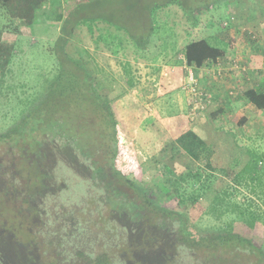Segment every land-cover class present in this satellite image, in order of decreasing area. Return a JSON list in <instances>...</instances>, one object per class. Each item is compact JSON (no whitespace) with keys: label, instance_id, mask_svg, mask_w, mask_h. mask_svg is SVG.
<instances>
[{"label":"rangeland","instance_id":"rangeland-1","mask_svg":"<svg viewBox=\"0 0 264 264\" xmlns=\"http://www.w3.org/2000/svg\"><path fill=\"white\" fill-rule=\"evenodd\" d=\"M56 1L53 3L50 0H10L9 12L0 6V30L2 31L0 36V136L5 135L0 137V176L2 177V180L0 177V192L6 190L7 186L5 198L8 199L7 204L3 200L0 203L4 202V207H8L7 205L15 202L14 194L18 190L17 188L23 187L25 182L29 181L25 170L37 174L38 162H34V158H39L38 150L51 139L52 135L47 131L59 127L68 137H73L75 140L74 136H77L80 139L79 141L75 140V143L73 142L78 148L77 153L86 155L88 165L91 164V168L96 166L92 171L96 185V191L92 192L93 195L95 194L93 201L96 202L100 196L104 200L107 198L108 201L104 202L105 204L98 203V207H100L98 213L102 218L100 220L101 225L102 220L103 226L109 223L108 219L116 212L112 209H128L130 213L132 212L133 207L130 210L128 203H123L126 208L119 205L116 207L114 203H111L110 198L117 201L131 199L133 202L148 204L145 213H151L149 217L152 225H156L160 217L163 216L158 209L159 207H162L163 210L166 208L180 210V212L187 214L188 223L196 231L209 232L210 227L234 231L252 240L256 246L264 250V221L249 226L246 221L237 219L234 213L217 215L208 213L207 208L210 200L207 193L195 204H189L187 208L177 206L174 197L175 189L176 185L183 182L175 177L195 170L199 164L179 153L173 148V143L169 142L184 129L191 126H195L196 130L206 134L207 140L214 146L213 164L216 167L226 169L225 174L216 172V177L211 178V189H213L211 192L223 185L235 193L232 187L235 183L231 179L233 174L239 171L247 161L246 151H255L259 154L258 156L264 155V115L259 121L261 124L257 126H254L255 122L251 120L252 123H247L248 117L240 114L235 116V114L225 112L220 115L216 111L213 116L212 110L217 105L214 107L211 104L214 97L217 96V91H220L223 98L225 94L227 98L235 96L234 88L227 89L225 87H217V90H210L209 88L208 90V87L201 86L203 94L209 95L208 98L211 101L207 105L205 101L201 102L203 106L190 109L191 105L193 106L195 103L194 96L189 90L190 83L186 80L184 86L170 88L171 90L168 89L166 92L164 91V82L163 84L161 81L158 83L160 77L158 79L157 76L163 64H171L168 57L166 62L164 55L169 51H174L172 52V58L176 61L174 64L181 63L184 45L190 40L210 38L220 31L230 30L227 28L233 27L231 25L239 27L240 30L243 27V32L248 31L249 29L243 23L242 15L245 12L243 7L247 11L244 17L250 15L249 17L254 21L256 19L255 13L260 7L264 8V0H207L208 2L201 0L197 7H186L185 12L183 11L184 7L178 3L164 4L165 6L162 5L153 11L152 20L155 24V30L150 36L151 44L147 51L143 52L135 49L131 39L123 30H117L112 25L103 21H96L93 34H90L87 27L80 24L67 48L69 52L75 51L77 55L80 56L81 54L85 58L96 85L109 100L111 110L116 118V133L112 135L111 139V130L108 133L106 123L101 116V110L92 107V102L88 99L80 98L76 101L78 107L74 113L75 118L70 117L68 121L69 116H67L66 121L68 123L65 125L54 123L50 118L51 115H54V107H56L52 98L46 102L47 106H52L49 118V112L42 109V106H45L43 98L47 92V87L58 69V60L53 51L54 41L60 28V23L53 21L56 6L60 2L62 10L66 14L74 4L89 0ZM135 1L131 0L130 3L134 4ZM234 2L239 3L237 7H242L241 13L239 9L235 10L236 16H233L234 12L228 13L229 8L234 7ZM38 4H40L39 7H31ZM99 4L102 7L103 2L100 1ZM124 4L125 0H114L110 3V7H124ZM136 7L139 6L136 4ZM185 13L190 17L187 18ZM11 14L21 17L22 20L19 23L18 21L12 22L9 18ZM249 33L247 37L249 36L250 44L255 43L258 38L257 35L252 31ZM102 35L104 39L99 38ZM112 35L116 38H111ZM231 39L232 37L229 38V42ZM106 40L111 41L112 48L116 46L113 45V42L121 41L117 53L114 54L109 50L106 46L109 41L105 42ZM233 59L235 60L234 56L232 60L228 59L226 64L233 63ZM239 62L238 60L234 61L237 64ZM159 63L162 65L160 66ZM146 71H150L151 74L148 83L150 87L146 86V81H148L145 78L148 73ZM211 72H209L210 77L208 76L209 81H212L211 77L219 81L220 79L214 76L218 77L221 72L219 74L213 70ZM188 73L189 71L185 79ZM258 75L259 73L248 72L243 78L252 80L258 78ZM153 77L158 80L156 86L154 85L155 81L152 82L151 80ZM126 78L133 80L140 100L144 99L146 95L148 98L150 97L147 103L144 101L141 104L142 106L145 103L147 105L144 109L142 108L141 115L136 117L128 114L129 109L125 105V96L127 91L131 89H123ZM197 82L199 83L198 79ZM230 90L233 92H229ZM154 99L156 102L153 105L149 100L153 101ZM60 103L64 105L65 101ZM245 109L248 110V108ZM153 111H155L154 114H152ZM137 113L139 112L137 111ZM62 114L64 113L59 111V117ZM258 115L254 113L253 118L257 119ZM159 118L164 121L162 128L158 123ZM63 119L65 117H61L60 121ZM108 121L106 119L109 129H111ZM64 137L65 135L61 141L64 140ZM28 156H31V163L29 167L24 169L29 161ZM79 157L80 159L83 158V156ZM111 161H114V167L123 176L134 178L133 184L136 183L135 185L140 187L142 179L147 183L143 196L135 190V187L123 184L119 177L111 175L110 167L113 164ZM163 164L169 168L166 174L159 170H153V167L160 169ZM259 167L261 175H264L262 174L264 173L263 157ZM12 170H17V174L13 178L15 187L5 185L7 176L9 177V172ZM39 176H43V174H38ZM4 181L5 183H3ZM261 184L264 187V181ZM2 186L3 188H1ZM238 189L241 194H238L236 199H252L255 203V207L252 208L264 212V194L261 196L260 190L255 188L257 194L260 195L259 198L250 188L239 187ZM150 190L155 191L152 196L148 194ZM186 192L189 193V190ZM0 195L2 194L0 193ZM73 196L75 195L73 194ZM146 197L151 201L150 203ZM83 200L85 203L86 197ZM75 202L84 204L82 200ZM85 205L89 208L93 204ZM151 206L154 207L153 212ZM93 209H95V205ZM12 210L7 208L0 216L4 217L6 214V216H12L9 215V211ZM163 221L164 225H167L166 228L162 223V225L157 224L156 231L163 233L162 229L164 228V233L169 237L168 242L179 237L180 223L177 217H164ZM20 227L17 228L19 233H15L19 242L23 241L24 235L28 236L25 231L27 229H20ZM0 233L2 234L3 230H0ZM44 234L43 232L37 235L36 240H41ZM4 245L5 243L0 247ZM187 252L185 249L178 250L179 262L176 264H197L195 258L188 255ZM258 254L259 252L254 255V253H248L242 249H233L221 253L227 258L226 261L229 260L230 256H237V264H257L254 261ZM261 263L259 262V264Z\"/></svg>","mask_w":264,"mask_h":264},{"label":"trees","instance_id":"trees-1","mask_svg":"<svg viewBox=\"0 0 264 264\" xmlns=\"http://www.w3.org/2000/svg\"><path fill=\"white\" fill-rule=\"evenodd\" d=\"M51 1L57 2L56 0ZM100 1L103 2L102 7L101 3L99 4ZM112 1L114 0L83 1L74 4L66 14L62 10V4L58 3L53 17V21L60 23L53 46V51L58 60V69L47 87V92L43 98L45 106H42L45 112H49V118L52 106H47L46 102L52 98L56 107H54V115H51L50 118L54 123L65 125L68 123L66 121L67 116H69V121L70 117L75 115V110L78 107L76 101L80 98L88 99L92 102V107L101 110V116L106 123L108 133L111 130L110 139L116 133V118L111 110L109 100L96 85L85 58L81 54L80 56L77 55L75 51L69 52L67 48L77 27L84 24L89 33L93 34L94 23L103 21L117 30H123L131 39L135 49L143 52L151 44L150 36L155 30V24L152 20L154 9L162 7L164 4L178 3L184 7L182 8L185 12L186 7H197L201 2V0H144L143 2L136 0L134 4H131V0H125L124 7H110ZM202 1L208 2L207 0ZM9 2L10 0H0V6L7 12L11 7ZM136 4L139 7H136ZM236 4L239 5V3ZM39 5H32L31 7H39ZM198 9L200 10V8ZM186 17L190 16L187 15ZM9 18L12 22L18 21V23L22 20L21 17L12 16V14ZM1 32L0 30V36ZM99 38H103V35ZM111 38H116V36L112 35ZM105 42H107L106 46L112 53L118 52L120 40L116 43L113 42V45H116L114 48L111 47L110 40ZM223 56L224 50L206 38L190 40L183 48L185 62L192 68L213 63ZM132 85V80L126 78L123 89L125 90ZM244 94L246 99L255 107L264 108V92L251 88L246 90ZM61 101H65V104L62 105ZM59 111L64 113L60 117ZM61 117H65V119L60 121ZM106 119L109 120L108 124L111 129H109ZM47 132L51 133L54 136L53 139L59 144V146H55L58 155L61 154L66 159L58 156L54 162L48 161V153L51 151L53 141L48 140L38 150L39 158H34V162L38 160L37 174L25 170L29 181L25 180L23 187L17 188L18 190L14 194L15 202L4 207V202L8 203V199L5 198L7 186L6 190L0 192L2 194L0 195V202L4 201L0 203L2 209L0 215L7 208L14 209L9 211V215L12 216H6L7 214L4 217L0 216V230H3V233H0V245L5 243L4 246L0 247V264H176L179 262L177 256L179 249L187 250L188 255L194 257L197 264H230V262L237 264V256H230V262H228L229 260L226 261L227 258L221 255V253L233 249H242L248 253L252 252L254 255L259 252L254 262L264 264V250L256 246L252 240L234 231L217 227H210L209 232L196 231L188 223L187 214L180 212V210L158 208L163 215L157 222L158 225H164V217L170 218L171 216L177 217L180 223L179 237L173 241L170 240V242H168L169 237L164 233L165 229H162L163 233H159L156 231L157 224L152 225V221L150 222L149 215L151 213H145L148 204L133 202L131 199L117 201L110 198L111 203H114L116 207L119 205L126 208L123 203H128L130 210L133 207L132 212L130 213L128 209H120L122 211L112 209L116 212L108 219L109 223L103 226L102 220L101 225L100 220L102 218L98 213L100 208L98 203L105 204L104 202L108 201L107 198L104 200L101 196L96 202L93 201L95 194L93 195L92 192L96 191V185L92 171L96 167L91 168V164L88 165L86 155L79 152L78 155L76 151L78 148L74 143L75 140L79 141L80 139L77 136H74L75 140L73 137H68L59 127ZM63 135L65 137L61 141ZM169 142L173 143V148L179 153L199 164L195 170L175 177L183 182L176 185L174 197L177 206L187 208L189 204H195L207 193L210 200L207 208L208 213L215 215L234 213L237 219L246 221L249 226L264 221V212L252 208L255 207L254 200L236 199V196L241 194L239 187L250 188L256 194V189H258L261 196L264 194V187L261 184L264 181V175H261L259 167L261 158H264L263 154L258 156L259 154L255 151H246L247 161L239 171L233 174L231 179L235 183L232 186L235 193L223 185L211 192L213 190L211 189V178L216 177V172L226 173L225 168L216 167L213 164L212 159L215 154L213 147L192 129L181 132ZM79 156H83V158L80 159ZM30 157H27L29 161L24 169L29 167ZM111 162L113 163L110 167L111 175L119 177L123 184L135 187V190L143 196L147 183L142 179L140 187L135 185L136 183L133 184L134 178L123 176L114 167V161ZM153 170H159L166 174L169 168L163 164L160 169L153 167ZM16 174L17 170L9 172V177L7 176L6 180L8 186L16 185L13 182ZM38 174H43V176L38 177ZM187 190L189 193L186 192ZM154 193L155 191L150 190L148 194L152 196ZM257 196L260 198L259 194ZM85 197L86 202L84 203L83 198ZM76 200H82L84 204L76 203ZM147 200L149 203L151 202L148 198ZM85 204L93 205L88 208ZM94 205L95 209H93ZM111 206L113 205L111 204ZM151 210L153 212L154 207L151 206ZM94 212L95 215L93 216ZM166 226L164 225L165 228ZM19 227L20 229L26 228L27 230H24L28 235H24L21 242L15 234L19 233L17 231ZM43 232L45 233L43 238L36 240L35 237ZM176 247L178 249L175 250Z\"/></svg>","mask_w":264,"mask_h":264},{"label":"crops","instance_id":"crops-1","mask_svg":"<svg viewBox=\"0 0 264 264\" xmlns=\"http://www.w3.org/2000/svg\"><path fill=\"white\" fill-rule=\"evenodd\" d=\"M237 6L238 5L234 2V7H230L228 13L234 12L233 16H236L235 15L236 9H239V11L241 13L242 7H237ZM243 10H245V12H244V14H245L247 11L244 7H243ZM244 14L242 15L243 16V23H245L246 28L249 29V30L247 29L248 31L243 32L242 31V30H244L243 27H241L242 30H240L239 27H235V25H231V26H233V27H231L233 29L227 28V30L230 29L228 31H226L224 29L225 31H220L216 34H213L212 37L207 38L209 41H214V42H211L212 44L219 46L220 48H222L224 50V56L223 57L218 58L213 63H206V64L201 65L200 67L192 68L186 64L184 57H181L182 58L181 63L179 62V63L174 64L176 62L175 59L172 58L173 57L172 52H174V51H169L168 53H166L164 55V58L166 59V62H167V59L169 58L170 59L169 62L171 64L168 63V65H164V64L162 65L161 63H163V62L159 63L160 66L162 65V67L160 68V72L157 73V76H158V79L160 77L158 83H160V81H161V84H163V82H164V87H165L164 91H166V92L170 88L173 89V88L179 87L181 85L184 86V84L187 80V77H188L187 76L185 79V76L187 75V72L189 70L193 71L194 76L196 77V80L198 79V81H199V83L197 82V84L200 87L201 86L204 88L208 87V90H209V88H210V90H217V87H220V88L225 87L227 89L228 88H234L235 89V96L232 98H227L226 94H225V97L223 98V95H220V91L216 92L217 96L214 97V100L211 104L214 107H215V105H217L216 108H214L212 110L213 116L216 114V111H218L220 113V115L222 113H225V112H230L232 115L235 114V116H239L238 114H240V115L248 117L246 119L247 123L254 121L255 123L253 125L257 126V125L261 124V123H259V121L264 115V108L258 109L253 104H251V102H249L246 99L244 92L248 89H251V88H254V89H257V90L264 92V19H263L264 18V8L260 7L258 12L255 13L256 19L254 21L251 19V17H249L250 16L249 14H248L249 16H245V17H244ZM250 31L254 32L258 37L256 39L255 43H252V44H250L249 36L247 37V35ZM230 37H232L231 42H229ZM233 38H235V40H233ZM233 56L235 57V60H238L240 62L238 64L234 63L235 60L233 59V63L231 62L230 64H226L228 62L227 60L228 59L232 60ZM172 59H174V60H172ZM119 62H120V60L118 61V63ZM211 65L212 66L214 65V67H217V68L220 66L221 74L218 77L214 76L215 78H219L220 79L219 81L213 79V77H211L212 81H209V77H210L209 72L212 73L211 72ZM241 67H245V68L242 69ZM185 69H186V71H185ZM146 72H148L147 77H145L148 80V81H146V86H149V84H148L149 79H150L149 75H151V74L149 73L150 71H146ZM248 72L249 73H255V74L259 73L258 78H254L252 80L244 79L243 76L246 75V73H248ZM154 76H156V75H154ZM151 80H152V82L155 81L154 85L156 86L158 80H155L154 77L151 78ZM132 82H133V80H132ZM169 83H171V84H169ZM208 84H210V85L208 86ZM129 88H131V89L127 91L128 93L126 92L127 94L125 96V98H126L125 105L129 109L128 114L131 115L132 117H136L137 115H141L143 109L147 105L146 104L147 100L150 97L148 98V96L146 95L144 97V99L140 100L139 99L140 95L137 92V90L135 89V85L133 84L132 86L128 87V89ZM147 89H149V88H147ZM236 90H238V91H236ZM231 91L232 90H230L229 92H231ZM144 101L146 103L144 106H142L141 104ZM149 101L153 105L156 102L155 99L153 101H151V100H149ZM193 106L191 105L190 109H192ZM245 108H248V110H246ZM137 111L139 113H137ZM154 112L155 111H153L152 114H154ZM246 112H248V113H246ZM254 113L259 114L257 119L253 118ZM248 114H249V116H248ZM236 119L239 121L238 118H236ZM148 120H151V119H148ZM162 122L164 123V121L159 118L158 123L160 124L161 128L163 126ZM244 125H245V123H244ZM187 129L194 130L197 134H199L201 137H203L208 143L210 142L207 140L206 134H203L202 131L199 132L198 129L196 130L195 126L187 127L183 131H185ZM207 137H208V135H207ZM210 145L212 147H214L213 144H210Z\"/></svg>","mask_w":264,"mask_h":264},{"label":"built area","instance_id":"built-area-1","mask_svg":"<svg viewBox=\"0 0 264 264\" xmlns=\"http://www.w3.org/2000/svg\"><path fill=\"white\" fill-rule=\"evenodd\" d=\"M241 68L244 69L245 67H241ZM211 70H213L216 74H218L220 72V66L217 68V67H214L213 65L211 66ZM187 81L190 83L189 90L194 96V100H195V103L192 109L197 108L200 105L203 106L201 102L205 101L206 105L208 104V102L210 103L211 100L208 98L209 95L205 96L203 94L202 88L197 84L196 77L194 76V73L192 70H189Z\"/></svg>","mask_w":264,"mask_h":264},{"label":"flooded vegetation","instance_id":"flooded-vegetation-1","mask_svg":"<svg viewBox=\"0 0 264 264\" xmlns=\"http://www.w3.org/2000/svg\"><path fill=\"white\" fill-rule=\"evenodd\" d=\"M50 140H53V141H52V143H51V151L48 153V161H49L50 163H52V161L54 162V161L57 159L58 156L65 158V156H63V155H61V154L58 155V152H57V149H56V147H57L56 145L59 146V144L56 143V140L53 139L52 136H51V139H50ZM52 144H54L53 147H52ZM55 146H56V147H55ZM65 159H66V158H65ZM36 162H38V161H36ZM95 167H96V166H95ZM99 169L101 170V167H100ZM109 170H110V169H109ZM0 177H1V176H0ZM1 180H2V177H1ZM3 183H5V181H4ZM5 185H6V183H5Z\"/></svg>","mask_w":264,"mask_h":264}]
</instances>
